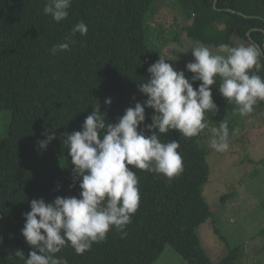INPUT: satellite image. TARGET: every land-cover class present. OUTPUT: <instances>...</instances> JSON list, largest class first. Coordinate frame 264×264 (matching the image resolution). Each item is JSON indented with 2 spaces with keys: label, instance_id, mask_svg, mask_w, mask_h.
Listing matches in <instances>:
<instances>
[{
  "label": "trees",
  "instance_id": "16d2710c",
  "mask_svg": "<svg viewBox=\"0 0 264 264\" xmlns=\"http://www.w3.org/2000/svg\"><path fill=\"white\" fill-rule=\"evenodd\" d=\"M157 1L73 0L68 19L56 23L43 13L46 0H0V111L12 112L9 138L0 140V264H23L14 253L22 250L27 258L33 250L21 231L31 200L42 198L50 203L57 196L79 198V181L73 177L74 166L62 140L65 133L82 130L93 106L100 103L107 122L117 123L127 108L147 99L138 84L150 78L148 67L160 56L192 82L194 74L186 65L194 59L175 69L176 62L163 49L155 51L147 44ZM176 3L192 9L187 31L196 43L232 46L238 37L264 51V0ZM81 21L88 34L77 33L70 51L51 55L50 49L64 42ZM258 74L264 77V67ZM200 83L193 82V87L198 89ZM218 85L219 80L212 92L219 111L205 113L213 127L221 121L231 124L238 114ZM108 98L110 106L104 103ZM254 107L264 108V101ZM153 114L154 110L145 108L146 120L139 130L146 135H151L146 126L152 123ZM52 132L56 139L49 145L66 167L47 177L31 167L30 158L40 150L46 133ZM161 140L180 143L183 172L169 182L162 175L132 169L139 179L140 206L127 226V237L121 239L113 229L106 241L93 244L83 255L68 246L59 257L68 264H155L171 247L187 264H239L240 247L230 248L226 257L215 262L199 235L214 215L204 196L211 168L208 150L201 147L203 132L184 138L170 131L161 134Z\"/></svg>",
  "mask_w": 264,
  "mask_h": 264
},
{
  "label": "clouds",
  "instance_id": "9594fccd",
  "mask_svg": "<svg viewBox=\"0 0 264 264\" xmlns=\"http://www.w3.org/2000/svg\"><path fill=\"white\" fill-rule=\"evenodd\" d=\"M72 3L73 0H46L43 13L61 23L68 19ZM77 33L88 34L83 21L72 27L64 42L50 49L51 55L70 51ZM191 52L194 61L186 68L194 74L192 82L184 71L174 70L160 56L148 67L150 78L138 84L139 91L147 97L143 103L127 108L115 124L107 122L99 103L86 116L82 130L64 134L62 143L71 157V171L81 192L79 198L57 196L50 203L42 198L30 201L31 210L24 214L21 231L33 250L27 258L22 250L14 253L23 264H68L57 255L65 247L83 255L93 244L106 241L113 229L121 239L126 238L127 226L140 206L139 179L132 169L162 175L169 182L183 172L180 143H165L161 134L176 131L184 138H193L207 129L213 150H229L227 121L210 127L205 120L206 112L219 111L212 88L219 80V92L226 102L236 105L240 117L250 115L254 106L264 101V77L258 74L264 67V51L255 45L220 44L213 53L209 46L198 44ZM197 81L201 83L195 89L193 82ZM104 103L110 106L111 98ZM146 107L154 110L152 123L146 126L151 135L139 130L146 120ZM238 133L239 129H234L231 134ZM54 139L55 132L46 133L39 148L46 150Z\"/></svg>",
  "mask_w": 264,
  "mask_h": 264
},
{
  "label": "rangeland",
  "instance_id": "374dc122",
  "mask_svg": "<svg viewBox=\"0 0 264 264\" xmlns=\"http://www.w3.org/2000/svg\"><path fill=\"white\" fill-rule=\"evenodd\" d=\"M154 7L157 8L151 12L153 29L148 32L147 44L155 51L163 49L164 55L176 62L175 69H180L179 63L194 59L191 51L200 44L193 41L187 31L192 24L193 11L180 7L176 0H158ZM232 44V47L253 45L238 37ZM209 47L213 53L217 51L216 47ZM11 119V111H0V140L9 138ZM228 127L230 147L224 153L213 150L210 132L207 129L203 132L201 147L208 150L207 161L211 168L204 196L214 215L200 228L199 235L215 262L226 257L231 249L240 247L239 264H264V108L254 107L246 117L237 114ZM234 129H239V133L232 135ZM30 165L47 177L66 167L50 145L31 156ZM155 264L187 262L168 247Z\"/></svg>",
  "mask_w": 264,
  "mask_h": 264
},
{
  "label": "water",
  "instance_id": "95a60500",
  "mask_svg": "<svg viewBox=\"0 0 264 264\" xmlns=\"http://www.w3.org/2000/svg\"><path fill=\"white\" fill-rule=\"evenodd\" d=\"M216 2H217V0H216Z\"/></svg>",
  "mask_w": 264,
  "mask_h": 264
}]
</instances>
